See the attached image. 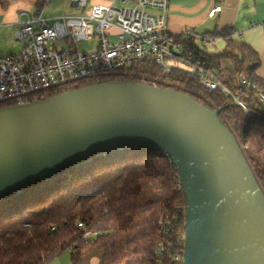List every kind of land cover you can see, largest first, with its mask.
Listing matches in <instances>:
<instances>
[{"label":"water","instance_id":"95a60500","mask_svg":"<svg viewBox=\"0 0 264 264\" xmlns=\"http://www.w3.org/2000/svg\"><path fill=\"white\" fill-rule=\"evenodd\" d=\"M125 147L178 172L182 264H264V192L243 148L218 110L176 90L109 80L0 108V197Z\"/></svg>","mask_w":264,"mask_h":264},{"label":"trees","instance_id":"16d2710c","mask_svg":"<svg viewBox=\"0 0 264 264\" xmlns=\"http://www.w3.org/2000/svg\"><path fill=\"white\" fill-rule=\"evenodd\" d=\"M44 4L37 3V9ZM218 35L224 40L220 52L216 46L201 51L191 41L186 46L202 57L207 72L232 96H239L244 109L231 96L208 92L197 77L178 70L163 77L157 67L142 63L130 71L162 81L159 87L187 94L206 109L218 110L221 123L243 148L264 192V101L259 99L260 94L264 96V80L256 75L260 59L226 31ZM109 80L78 82L30 97L26 103ZM120 80L140 82L138 78ZM14 105L5 103L0 108ZM178 182L176 168L162 151L125 147L96 154L1 196L0 264H51L67 250L71 264H82L84 256L96 251L101 252L100 264H157L155 247L162 240L158 221L165 214L176 219L177 225L166 239L171 246L164 264H182L183 241L179 243L176 235H185L186 201L181 187L176 190ZM176 251L178 263L171 260Z\"/></svg>","mask_w":264,"mask_h":264},{"label":"built area","instance_id":"2783aa9c","mask_svg":"<svg viewBox=\"0 0 264 264\" xmlns=\"http://www.w3.org/2000/svg\"><path fill=\"white\" fill-rule=\"evenodd\" d=\"M70 2L79 13L49 19L44 18L42 9H37L33 15L18 12L12 41L20 45V51L0 55V105L23 104L35 95L83 81L138 78L141 84L159 87L162 81L139 77L130 71L133 65L148 63L157 67L163 77L177 70L197 77L204 90L231 96L239 107L245 108L239 96H232L207 72L202 57L197 58L189 45L186 46L191 41L201 51L213 48L216 37L190 30L178 35L167 32L169 0ZM220 10L221 6L215 5L207 16L211 18ZM257 26L264 28V24ZM92 39L95 47L78 48V43ZM259 99L264 101V96L260 94ZM180 187L178 182L176 190ZM176 225V219L168 214L158 221L162 240L155 247L157 264H164L167 248L171 246L166 239ZM176 238L179 243L184 240L181 233H177ZM171 260L180 261L178 251L171 254Z\"/></svg>","mask_w":264,"mask_h":264},{"label":"crops","instance_id":"0c3cea01","mask_svg":"<svg viewBox=\"0 0 264 264\" xmlns=\"http://www.w3.org/2000/svg\"><path fill=\"white\" fill-rule=\"evenodd\" d=\"M39 2L45 3L41 7L43 16L54 6L52 0H0V30L9 28L14 32L18 12L33 15ZM215 5H220L221 10L210 18L207 13ZM260 24H264V0H169L165 20L167 32L173 35L183 30L216 35L217 52L224 47V40L218 34L226 31L229 38L246 44L257 53L260 66L256 75L264 80V28H258Z\"/></svg>","mask_w":264,"mask_h":264},{"label":"rangeland","instance_id":"374dc122","mask_svg":"<svg viewBox=\"0 0 264 264\" xmlns=\"http://www.w3.org/2000/svg\"><path fill=\"white\" fill-rule=\"evenodd\" d=\"M50 12L45 13L44 18L55 19L59 16H70L79 13L76 9L71 8L70 0H52ZM184 31V30H183ZM182 31V32H183ZM181 32V33H182ZM13 30L7 28L0 30V55L5 56L9 54H17L20 51V45L12 41ZM94 39L78 43L80 50H88L95 47ZM216 46V44H215ZM70 251L67 250L56 258L51 264H71ZM101 252L96 251L92 254L86 255L82 259V264H100Z\"/></svg>","mask_w":264,"mask_h":264}]
</instances>
